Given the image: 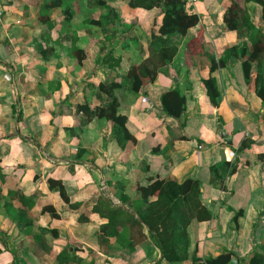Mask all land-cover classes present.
<instances>
[{
	"label": "crops",
	"instance_id": "0c3cea01",
	"mask_svg": "<svg viewBox=\"0 0 264 264\" xmlns=\"http://www.w3.org/2000/svg\"><path fill=\"white\" fill-rule=\"evenodd\" d=\"M184 1L199 24L166 36L159 32L164 0L152 8L136 0H0V264H207L227 251L229 264H264V100L257 94L264 59L252 62L249 82L242 64L254 31L264 36L263 7ZM166 44H175V56L135 92L131 69L152 63ZM213 60L224 65L211 71ZM210 77L217 105L204 83ZM110 83L119 84L112 94L100 89ZM173 89L186 98L178 118L162 104ZM113 99L132 138L100 116ZM212 167L222 185L213 184ZM50 179L63 184L68 201ZM151 179L200 181L212 212L189 224L180 262L162 259L147 229L138 244L105 235L109 219L93 210L101 199L133 210Z\"/></svg>",
	"mask_w": 264,
	"mask_h": 264
},
{
	"label": "trees",
	"instance_id": "16d2710c",
	"mask_svg": "<svg viewBox=\"0 0 264 264\" xmlns=\"http://www.w3.org/2000/svg\"><path fill=\"white\" fill-rule=\"evenodd\" d=\"M138 5L145 8H152L159 5L163 0H136ZM256 1L263 7L264 19V0H246ZM164 17L163 24L160 27L162 35L170 36L171 34L179 33L186 35L188 30L195 27L200 22V17L197 14H188L185 9L186 2L184 0H164ZM237 4L229 9V15L225 17L230 28H235L231 23L235 16V8ZM231 16V17H230ZM255 40L250 52L243 51V55L248 54V59L243 61L244 75L249 82L251 79L252 62L254 60L264 59V36L260 31H254ZM168 41V39H167ZM166 43L168 44L169 41ZM161 47L159 52L154 56L152 63L141 65L131 69L129 76L132 81V89L139 92L146 80L153 82L156 78L160 67L164 66L168 61H171L175 56L177 49L167 45ZM224 62L218 63L214 60L211 62V71L216 70L219 66H223ZM262 85H259L257 94L264 100V77ZM208 94L212 102L217 105L219 92L216 86V80L210 77L204 80ZM119 86L118 83H110L109 85L100 84L101 90H106L110 94ZM118 102L113 99V105L109 109H104L100 116H105L115 122L119 126L120 132L132 138L125 124L126 116L117 115ZM162 104L164 110L173 117H180L186 110V98L181 95L177 89L169 90L162 96ZM230 166V163H226ZM212 182L214 185H222L224 178L217 174V167H212ZM235 171V167L231 168L230 173ZM151 183L147 186H140L141 199L136 200L133 204V210H129L123 206L114 205L109 199H101L99 204L93 210L107 217L109 220L102 225L101 231L107 235L115 237L119 243L126 244L134 242L141 243L147 239L144 234L145 229L149 231L151 238L155 241L157 247L162 253V259L169 263L180 262L188 257L189 235L188 226L194 220H209L212 212L203 204L201 199V182L194 179H186L183 182L166 179H151ZM50 186H57L64 198L68 201L69 197L66 194L65 188L61 182L49 180ZM156 199L152 200V197ZM56 214V213H55ZM241 211L237 212L235 221ZM60 256V255H59ZM233 258V253L227 251L217 257L206 258L207 264H229ZM255 257L251 261L254 260ZM260 263V262H259Z\"/></svg>",
	"mask_w": 264,
	"mask_h": 264
},
{
	"label": "rangeland",
	"instance_id": "374dc122",
	"mask_svg": "<svg viewBox=\"0 0 264 264\" xmlns=\"http://www.w3.org/2000/svg\"><path fill=\"white\" fill-rule=\"evenodd\" d=\"M170 47H172V48H176V49H177V47L175 46V44H172V46H170Z\"/></svg>",
	"mask_w": 264,
	"mask_h": 264
},
{
	"label": "water",
	"instance_id": "95a60500",
	"mask_svg": "<svg viewBox=\"0 0 264 264\" xmlns=\"http://www.w3.org/2000/svg\"><path fill=\"white\" fill-rule=\"evenodd\" d=\"M221 135H222V137H224V138H225V133H224L223 131H222V134H221Z\"/></svg>",
	"mask_w": 264,
	"mask_h": 264
}]
</instances>
